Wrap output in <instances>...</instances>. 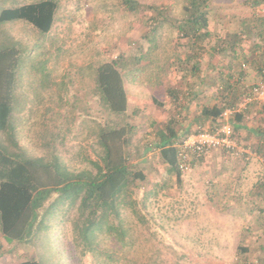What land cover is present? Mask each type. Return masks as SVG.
Listing matches in <instances>:
<instances>
[{"label": "rangeland", "instance_id": "1", "mask_svg": "<svg viewBox=\"0 0 264 264\" xmlns=\"http://www.w3.org/2000/svg\"><path fill=\"white\" fill-rule=\"evenodd\" d=\"M26 1L0 0V10ZM56 1L55 22L48 34L22 19L0 22V47L20 49L13 113L27 151L45 154V143L51 148L53 135L60 133L65 144L57 141L55 145L67 163L72 168L88 166V160L97 159L94 121L104 120L94 96L96 67L118 58L125 69L144 68L138 76L141 84L125 81L127 121L134 126L128 134L131 161L146 176L137 198L156 182L165 187L146 201L142 212L152 216L138 220L127 212L134 224L135 242L127 253L136 261L132 264H147V259L157 255L158 264H175L178 256L184 257L183 264H264V97L249 101L246 105L252 108L243 117L247 128L261 130L263 136L241 128L235 137L237 145L248 152V160L243 159L244 153L234 156L212 150L193 158L179 182L175 175L166 180V166L154 146L156 128L163 127L177 108L167 88L180 89L182 94L193 92V84L199 88L187 121L193 130L201 127L192 118L207 101L206 96L216 94L213 76L226 64H235L227 52L213 51L214 44L232 42L233 35L243 29L242 20L251 29L239 34L242 39L235 44L236 49L254 55L264 46V21L254 18L264 15V0L257 6L252 5L254 0H211L210 35L203 40L186 36L176 26L184 0H138L136 13L127 11L122 0ZM253 61L254 67L264 65L263 57ZM234 67L230 78L233 88H239L240 76L245 77L243 84L259 83L264 88V77L252 68ZM152 95L158 104L152 102ZM180 120L175 121V128ZM203 128L210 129L209 123L204 122ZM74 213L62 216L60 223L54 213L43 223L50 228L23 242L9 243L0 233V264L27 259L40 264H95L90 254L75 245ZM104 242L106 247L116 246L109 237ZM111 264L130 263L120 258Z\"/></svg>", "mask_w": 264, "mask_h": 264}, {"label": "trees", "instance_id": "2", "mask_svg": "<svg viewBox=\"0 0 264 264\" xmlns=\"http://www.w3.org/2000/svg\"><path fill=\"white\" fill-rule=\"evenodd\" d=\"M122 1L127 11L136 13L139 10L138 0ZM262 1L254 0L252 5L257 6ZM57 8L56 0H39L5 7L0 10V22L22 19L38 31L48 34L55 22ZM211 8V0H184L180 19H177L178 30L186 36L205 39L210 35L208 27ZM160 16L165 18L162 13ZM261 16L254 18L264 21V15ZM241 24L243 29L233 35L232 42L220 40L211 47L216 52H227L235 64L232 62L226 64L223 71L218 70L213 76L211 83L217 92L206 96L207 101L199 106L197 115L192 118V121L201 124V127L191 129L190 121H187L189 112L183 114L181 112L183 107H190L199 94V88L197 90L193 84V92L189 90L183 94L177 88L166 90L173 107L177 108H173L175 114L168 117L163 127L156 128L157 138L154 144L158 149L159 158L166 166V180L171 175H175L179 182L182 179L178 144L183 137L198 131H214L220 124V116L224 109L236 107L245 95H254V87L262 86L259 83L243 84L242 80L245 78L243 76L237 79L239 88H233L231 85L230 78L234 66L237 69L241 67L242 70L246 67L252 68L253 72L264 77V65L253 66V59L264 58V46L255 50L257 55L243 50L240 52L235 47V44L242 39L239 34L251 29L250 26H245L242 20ZM202 49L204 50L203 47ZM247 58L251 59L247 60ZM20 63L19 48L12 45L0 47V233L2 237L9 243L26 241L33 234L37 235L40 230L48 229L49 225L44 226L43 223H48L56 215L54 213L58 214L59 218L56 217V220L60 223L59 219L62 216L67 217V214L74 210V217L71 220L72 233L75 245L82 253L90 254L95 264H111L119 262L120 258L129 261L130 264L136 263L127 254L135 242L134 224L129 222L127 212L129 211L138 220L152 216L149 212L147 215L142 212L146 207V201L149 197L157 196L165 187V184L156 182L153 187L143 192L141 198H137L140 183L146 176L139 165L131 161L128 134L131 135L130 131L134 126L127 121L128 100L124 83L128 80L131 84H141L142 80L138 76L144 68L125 69L118 58L98 64L93 73V89L99 108L104 114V120L94 121L97 129L92 136L94 143L97 144V148L94 149L97 159L88 160V166L72 168L55 145L57 141L65 144L64 135L60 136V133H57V136L53 135L51 148L46 142L45 146L48 149L42 155L29 153L21 142V137L16 131L20 124H17L13 113L15 75ZM159 79L157 77V82L162 85ZM151 100L154 104L159 103L154 95L151 96ZM262 106L264 107V104ZM249 109L250 105H245V108L235 112L230 118L232 137L235 138L241 128L257 134L262 132L246 127L243 117L250 111ZM178 117L182 120L181 123L178 122L179 128H175ZM204 122L209 123L210 129L203 128ZM203 155L197 157L191 155V160ZM107 237L114 246L116 245L114 249L106 247L104 239ZM118 251H120L119 255ZM157 256L147 259L146 263L158 264ZM183 258L178 256L174 263L183 264ZM16 264H40V262L27 259Z\"/></svg>", "mask_w": 264, "mask_h": 264}, {"label": "built area", "instance_id": "3", "mask_svg": "<svg viewBox=\"0 0 264 264\" xmlns=\"http://www.w3.org/2000/svg\"><path fill=\"white\" fill-rule=\"evenodd\" d=\"M253 94L245 95L242 101L235 107H228L223 110L220 116V124L214 131H198L189 134L178 144V160L179 167L182 172L190 169L189 161L191 156H201L214 149L224 150L234 156H243L244 160H248V152L244 148L238 146L234 137H232L233 129L230 124V118L235 112L241 111L245 105L254 97L263 98L264 88L254 87ZM244 153V154H243Z\"/></svg>", "mask_w": 264, "mask_h": 264}, {"label": "crops", "instance_id": "4", "mask_svg": "<svg viewBox=\"0 0 264 264\" xmlns=\"http://www.w3.org/2000/svg\"><path fill=\"white\" fill-rule=\"evenodd\" d=\"M35 1H39V0H29V1H26V2H23L22 4H24V3H29V2H35ZM128 84H130L131 85V83H129L128 82ZM134 85H136V84H134ZM124 88H125V91H126V96H127V100H129V93H128V91H127V87H126V84L124 83ZM185 103H187L186 101H184ZM187 105H189L188 103H187ZM190 107H191V105H190ZM190 107L189 108H186V106L185 107H183V109H182V114L183 113H188V111L190 110ZM252 107H250V109H251ZM250 130H252V129H250ZM254 133V132H253ZM255 134V133H254ZM198 160V159H197ZM191 162H192V160H191ZM190 162V163H191Z\"/></svg>", "mask_w": 264, "mask_h": 264}]
</instances>
